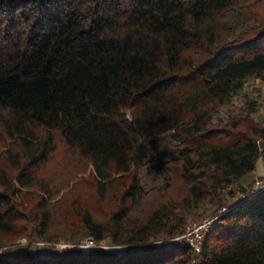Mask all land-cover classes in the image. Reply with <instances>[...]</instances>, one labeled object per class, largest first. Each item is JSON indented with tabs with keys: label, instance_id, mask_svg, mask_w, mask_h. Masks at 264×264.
<instances>
[{
	"label": "trees",
	"instance_id": "obj_1",
	"mask_svg": "<svg viewBox=\"0 0 264 264\" xmlns=\"http://www.w3.org/2000/svg\"><path fill=\"white\" fill-rule=\"evenodd\" d=\"M251 78L264 0H0V249L74 244L0 264H264V189L228 206L200 255L170 241L264 157L260 103L215 120ZM143 148L160 189L142 185Z\"/></svg>",
	"mask_w": 264,
	"mask_h": 264
},
{
	"label": "rangeland",
	"instance_id": "obj_2",
	"mask_svg": "<svg viewBox=\"0 0 264 264\" xmlns=\"http://www.w3.org/2000/svg\"><path fill=\"white\" fill-rule=\"evenodd\" d=\"M246 101H254L262 105L260 111L255 114V118L259 122L264 123V81L261 78L249 79L246 86L238 93L232 104L224 107L222 111L215 117V120L219 118H225L228 115L238 112ZM171 150V146H160L157 149V154L161 159H166L168 156H171ZM146 161L147 152L145 148H143L138 163H140L142 185L144 186L145 190L150 191L152 189H160L161 187H164L166 172L161 170H148L145 165ZM262 179H264V157L258 161L257 170L255 173L245 176V178H243L237 185L225 192L223 204L221 206L219 204L213 205L209 202L201 205L200 211L205 212V216L202 221L209 217H214L223 207H228L229 205L235 203L238 197L242 195L241 193L255 190L256 187H258V181ZM234 193H238V196H236ZM187 216L189 218L187 228L199 221L194 219L191 215L187 214ZM84 241H86V239ZM73 245L74 244L72 243H51L46 241L30 242L28 239L24 238L21 239L14 247H5L0 249V252L9 256H13L16 253L25 250L26 247H30L32 252L45 257L61 252L63 249L71 248ZM104 247L111 248L112 246L110 247L105 245Z\"/></svg>",
	"mask_w": 264,
	"mask_h": 264
},
{
	"label": "built area",
	"instance_id": "obj_3",
	"mask_svg": "<svg viewBox=\"0 0 264 264\" xmlns=\"http://www.w3.org/2000/svg\"><path fill=\"white\" fill-rule=\"evenodd\" d=\"M257 190L264 189V179L258 181ZM229 210V207H223L219 213H217L214 217H209L203 221H199L194 223V225H190L185 233L182 235L171 238V242H176L179 245L189 246L197 255H200L203 250V242L207 233L213 228L214 223L217 219L224 213ZM74 246V245H73ZM83 251L87 252L92 249H97L101 247L97 242L93 239L88 238L83 243L77 244ZM104 247V246H103ZM111 247V246H110ZM109 248V247H105ZM199 260L196 259L195 262Z\"/></svg>",
	"mask_w": 264,
	"mask_h": 264
},
{
	"label": "crops",
	"instance_id": "obj_4",
	"mask_svg": "<svg viewBox=\"0 0 264 264\" xmlns=\"http://www.w3.org/2000/svg\"><path fill=\"white\" fill-rule=\"evenodd\" d=\"M263 175V174H262Z\"/></svg>",
	"mask_w": 264,
	"mask_h": 264
}]
</instances>
